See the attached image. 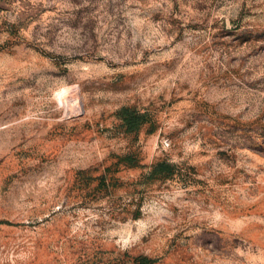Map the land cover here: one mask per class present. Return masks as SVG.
<instances>
[{"label": "rangeland", "instance_id": "rangeland-1", "mask_svg": "<svg viewBox=\"0 0 264 264\" xmlns=\"http://www.w3.org/2000/svg\"><path fill=\"white\" fill-rule=\"evenodd\" d=\"M0 264H264V0H0Z\"/></svg>", "mask_w": 264, "mask_h": 264}, {"label": "trees", "instance_id": "trees-1", "mask_svg": "<svg viewBox=\"0 0 264 264\" xmlns=\"http://www.w3.org/2000/svg\"><path fill=\"white\" fill-rule=\"evenodd\" d=\"M116 117L120 123L121 128L124 133H133L139 129V127L144 123L145 115L140 114L134 110H130L128 108H120ZM126 163L128 162V158H125ZM170 173V167L165 163H157L152 166L149 176H158V175H168Z\"/></svg>", "mask_w": 264, "mask_h": 264}, {"label": "bare ground", "instance_id": "bare-ground-1", "mask_svg": "<svg viewBox=\"0 0 264 264\" xmlns=\"http://www.w3.org/2000/svg\"><path fill=\"white\" fill-rule=\"evenodd\" d=\"M61 97V96H60Z\"/></svg>", "mask_w": 264, "mask_h": 264}]
</instances>
